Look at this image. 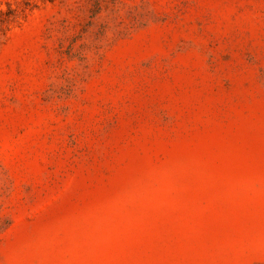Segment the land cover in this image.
<instances>
[{
	"label": "rangeland",
	"instance_id": "374dc122",
	"mask_svg": "<svg viewBox=\"0 0 264 264\" xmlns=\"http://www.w3.org/2000/svg\"><path fill=\"white\" fill-rule=\"evenodd\" d=\"M0 264H264V0H0Z\"/></svg>",
	"mask_w": 264,
	"mask_h": 264
},
{
	"label": "trees",
	"instance_id": "16d2710c",
	"mask_svg": "<svg viewBox=\"0 0 264 264\" xmlns=\"http://www.w3.org/2000/svg\"><path fill=\"white\" fill-rule=\"evenodd\" d=\"M3 22V21H2Z\"/></svg>",
	"mask_w": 264,
	"mask_h": 264
}]
</instances>
